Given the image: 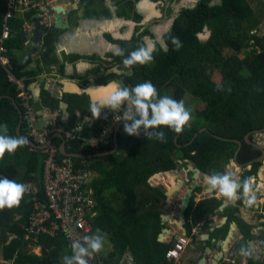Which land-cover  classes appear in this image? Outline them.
<instances>
[{
    "label": "trees",
    "instance_id": "16d2710c",
    "mask_svg": "<svg viewBox=\"0 0 264 264\" xmlns=\"http://www.w3.org/2000/svg\"><path fill=\"white\" fill-rule=\"evenodd\" d=\"M213 1L200 0L193 9L182 10L164 36L168 52L156 50L153 53L152 68H145V65L131 67L136 70L135 74L124 78V83L130 88L150 81L160 96L171 94L177 101L189 94L192 100L202 105V109L195 112L196 119L184 127L176 144L174 139L177 133L167 128L162 129L166 143L147 137L142 139L144 134L130 137L122 129L117 138L118 152H123L120 160H115L114 154L85 161L95 175L93 183L89 185L95 200L92 208L95 216L90 221L91 235L96 234L97 229L104 234L103 248L96 253L99 264H121L125 258H132L135 264H160L164 261L168 247L159 244L157 238L162 231L159 209L165 197L163 190L151 189L148 181L156 174L175 171L178 167L177 154L183 153L184 158L194 163L203 173H207L205 169L211 164L219 167L223 159L224 163L231 160L237 150L234 143L216 138L241 143L236 157L240 166H246L261 156L255 148L244 143V138L264 129V0L257 1V10L246 0H219L217 4ZM5 13L6 4L0 0V38L2 28L7 24L2 20ZM20 14L16 13L17 16L9 21V28L15 37L4 43L6 53L0 55L8 61L6 66L0 62V124L8 125V134L11 136H17L15 130L19 122L12 102L20 110L21 103L16 87L9 82L8 76L22 81L28 88L44 69L56 66L63 72L54 54L56 30L51 29L44 36L39 63L35 69H27V63H21L12 55L14 49L28 51L29 55L33 50H26L19 33L24 23L34 28L36 12L30 9L23 16ZM261 24L263 32L258 35V26ZM205 30L209 35L206 41L201 42L198 35L204 34ZM174 38L181 45L179 50L173 43ZM135 49L132 46L131 50ZM138 66H142L141 71ZM57 102L48 93L41 98L42 106L50 111L59 109ZM62 103H65L63 99ZM103 124L95 122L93 132L85 131L81 137L90 138ZM202 129H207V132L199 134L189 144ZM20 137L28 139L24 124L21 125ZM81 137L77 136L78 141L66 143L69 154L91 156L113 150V146H110L93 151L83 146ZM249 141L252 142L253 137H249ZM59 143L55 141V144ZM29 150V146L24 145L14 154L6 153L0 159V175L18 183L32 178L38 181L42 174V157ZM258 167L259 164H254L250 171L245 170L239 181L242 183L252 178ZM142 192L144 204L139 201ZM220 205L221 202L214 198L197 206L191 202L185 218L194 227L209 223V216ZM141 206L142 211H139ZM227 210L230 214L236 213L231 207ZM28 215L29 206L24 198L19 207L0 211V250L4 262L63 264V255L71 254V249L61 236L40 239L43 255L41 258L30 255L24 234ZM185 229L189 235L191 229L188 223ZM226 233L225 225L215 230L212 238L224 240ZM13 237L16 238L7 245ZM115 240L119 241V250L108 252L106 241L112 245Z\"/></svg>",
    "mask_w": 264,
    "mask_h": 264
},
{
    "label": "crops",
    "instance_id": "0c3cea01",
    "mask_svg": "<svg viewBox=\"0 0 264 264\" xmlns=\"http://www.w3.org/2000/svg\"><path fill=\"white\" fill-rule=\"evenodd\" d=\"M37 1L38 2H35V6L40 4L38 9L35 10L36 15L34 18L36 20L43 17L45 7L48 6V2L52 0ZM104 1L105 11L103 10L98 13L91 9L92 4L89 3V0H82L84 4L83 9L78 8L81 0H62L57 5L65 11V16H62L63 23L66 22L69 25L67 31L56 32V42L54 45L55 59L59 66H62L63 72L61 73L56 66L51 67L54 68L52 69L54 72H45L48 70L44 69L43 73L35 79V82L28 86L27 90L31 98L30 105L39 115L40 122L48 121V114L52 112L42 106L41 98L45 93H48L53 86H57L60 92L56 90L55 92L48 93V95L50 98L59 102V104L57 102V105L62 112L60 122L65 125L66 130H70L74 128V126H81L84 129V133L85 131L93 132V125L96 120H98L92 118L90 104L93 101L87 96L86 91L89 92L94 88H101L99 91L102 92L107 91L109 94L102 93L104 98H98L103 102L114 91L111 87L113 82L119 84L121 87L130 88V86L124 83V78L133 76L136 70L134 68H125L122 59L114 55L111 49L113 47L121 49L123 43L131 40L132 33L135 30L133 28L134 24H132L133 16L131 13L125 12L124 20L128 22L122 24L121 22H123V20H120V18L123 15H120L113 7L109 6L112 0ZM48 7L52 8L54 6ZM152 12L153 9H151V13ZM152 15H154V13H152L151 16ZM24 25H26V23H24ZM33 30V26L29 24V26H26L21 31H23L25 37H27L28 33L33 35ZM12 35L11 38H14V33H12ZM24 46L26 50L30 49L27 44H24ZM4 50L6 52L5 48ZM11 53L21 63H27V69H35L37 63H39V56H37L36 59L33 56L30 57L28 51L14 49ZM3 59L7 65V59L4 57ZM3 64L4 63H2V65ZM51 68L49 70H51ZM49 79L53 80L55 84H52ZM62 99L65 103H62ZM26 133L28 136L27 131ZM253 142L255 144H260V142L264 144L262 135L259 137L253 136ZM110 146H113V143L108 147ZM177 155V169L172 172L152 176L148 181L149 187L153 190L161 189L164 194L167 190H174L177 188V190H181L183 194H185L187 188H180V183L188 180L189 184L200 185V188L191 200L196 206L212 198L221 202L218 210L209 216V223L200 224L203 225V227H201L200 237L186 249L181 257V264H198V261L204 254V244H206V248L210 249L209 253L206 255L205 264H212L214 257L221 251L220 243L223 241L220 239L214 240L212 235L215 230L225 225L227 226V233L230 226H234V229L229 245L226 246L225 252L222 253L223 259L221 262L225 261L226 264H264V262H259V254L264 251V219L259 215V210L264 209V173H262L264 164H260L263 168L260 170L258 169L253 176L250 191L252 194L245 193L247 198H241L240 194L244 192L242 189V193H238L239 199L235 202L226 203L224 198L218 193H209L207 191L205 175H211L214 172L224 173L227 171L233 174L239 181L243 172L241 173L238 168L232 164V159L225 163L223 162L224 159L223 161L221 160L222 163H219V167H215L211 164L210 167L205 169L207 173H203L194 163L186 160L183 153ZM194 170H197L196 174L193 172ZM255 176L256 178H254ZM192 179L195 180L192 181ZM19 183H22V181ZM142 194L143 192L139 195L140 198H142ZM250 196L255 197V201L251 205L246 202ZM260 197H262V199H259ZM164 201L165 200L161 202L159 211L160 217L165 216L166 219H168V224L164 229L169 230V234H165L164 242L162 243L167 245L166 240L169 239L173 242L175 237L179 236L178 229H176L172 223L179 218L180 203L178 198L174 199L172 204L166 208ZM222 205L223 207L221 208ZM228 207L235 209L236 213L230 214L228 212L229 210H227ZM139 211H142V206ZM229 216L232 217L231 220H229ZM242 218L245 220L244 224L240 222ZM187 223L190 226L192 225L191 222L186 220V224ZM235 223L238 225V230L235 227ZM26 244L30 249V255L41 258L43 255L42 248L38 245H34L32 242L27 241ZM108 245V252L114 251L113 244L110 245L108 243ZM242 249H244L248 255H242Z\"/></svg>",
    "mask_w": 264,
    "mask_h": 264
},
{
    "label": "built area",
    "instance_id": "2783aa9c",
    "mask_svg": "<svg viewBox=\"0 0 264 264\" xmlns=\"http://www.w3.org/2000/svg\"><path fill=\"white\" fill-rule=\"evenodd\" d=\"M5 1L7 7L4 17L5 23L15 13L24 14L30 12V9L37 10L39 7V4L35 6V3L28 0ZM7 33L8 29L4 28L3 35H7ZM3 53H5L3 40H0V55ZM0 62L1 64L4 63V66L6 65L2 57H0ZM8 80L16 87L21 103L22 123L28 132V139L35 146V148L29 147V151L42 157L40 179L37 181L32 178L22 182L28 187L24 199L29 206V215L24 232L25 240L42 248L39 244L40 239H52L61 236L67 244L71 245L74 240L91 235L90 221L95 216L92 212L95 200L89 185L93 183L95 175L88 169V164L85 161L78 160L80 163H77L74 159L60 155L59 146L61 142L57 136L63 137L65 143H72L79 140L77 136L81 137L84 129L81 126H74V128L66 130L65 125L60 122L62 112L58 109L48 114L49 118L48 121H45V127L39 130L37 125L40 122V117L30 105L31 98L27 91L28 88L22 81H17L10 75ZM56 90L60 92L57 86H53L48 93ZM110 111L103 112L101 119L105 124L97 133H92L90 138L81 137L80 141L83 146L98 151L100 148H108L113 143L114 128L116 124L123 122L120 121L123 109L114 113ZM262 139L264 141V134ZM56 140L60 143L55 144ZM260 144L263 143L260 142ZM249 194L251 195L252 192ZM259 215L264 219V209L259 210ZM201 227L203 225L200 224L195 227L190 226L189 235H182L178 230L179 236L176 241L166 240L168 249L164 254V261L160 264H181L180 260L186 249L199 239ZM88 262L99 264L96 254L90 256ZM259 262H264V251L259 254ZM121 264L135 263L132 258H125Z\"/></svg>",
    "mask_w": 264,
    "mask_h": 264
},
{
    "label": "clouds",
    "instance_id": "9594fccd",
    "mask_svg": "<svg viewBox=\"0 0 264 264\" xmlns=\"http://www.w3.org/2000/svg\"><path fill=\"white\" fill-rule=\"evenodd\" d=\"M2 1L6 4L5 0ZM15 16H17L16 13L6 22L7 27L2 28L0 40H3V45L12 39L13 35L9 28V21ZM4 17L5 15L3 16V21ZM26 26H29V24L26 23L23 28ZM4 28L8 29L7 35H3ZM173 43L179 50L181 45L178 39L174 38ZM111 51L114 55L125 56L124 51L118 47H113ZM152 60V46L139 47L125 56L123 65L125 68L130 69L135 65H145ZM111 87L114 91L103 102H91L90 113L93 119H98L96 122L103 124L101 119L103 112L111 110L110 112L114 113L123 109L120 118V121L123 122L116 124V126L124 124L122 129L130 137L144 134L147 139H155L161 143H166L165 132L162 129L167 128L179 134L192 119L191 111L185 106L183 100L177 101L168 95L160 96L156 87L150 81L139 83L131 88L121 87L113 82ZM200 106L202 107V105ZM146 137L141 138L144 139ZM27 143L28 141L25 137L9 135L7 124H0V159H3L6 153L9 155L14 154ZM205 181L207 191L209 193H218L224 198L226 203L235 202L239 199L238 193L241 188H243L244 193H249L252 185V178H248L241 183L233 174L227 171L205 175ZM27 191L28 187L25 184L7 178H0V211L19 207ZM254 201L255 197L250 196L246 202L251 205ZM103 245L104 234L97 229L96 234L86 235L71 243V255L63 256V264H88V258L93 254L99 253ZM241 254L248 255L244 249L241 250ZM221 263L226 264L225 261Z\"/></svg>",
    "mask_w": 264,
    "mask_h": 264
},
{
    "label": "water",
    "instance_id": "95a60500",
    "mask_svg": "<svg viewBox=\"0 0 264 264\" xmlns=\"http://www.w3.org/2000/svg\"><path fill=\"white\" fill-rule=\"evenodd\" d=\"M45 5V4H43ZM52 16V19H50V17ZM62 16H65V11L60 8V7H52L49 8L48 6L45 7V13L43 14V17L39 18L38 20H35L33 22L34 24V30H33V35H31L30 33H28L27 38L25 37V34L23 31H21V33L19 34L22 44H27L30 48H32L33 50H31L30 55L35 57V59L37 58V56H39V52H41L42 48H43V38L46 35L47 31L53 29V31L58 30L61 32L67 31L69 29V25L68 23H63L62 21ZM209 34H206V37ZM54 36V33H53ZM202 36V35H200ZM204 35L202 37H199V39H201V41L203 39L206 38ZM99 89L101 88H94L92 90H90L89 92L86 91L87 96L95 102H102L99 98V95L104 93V94H109L107 91L102 92L99 91ZM2 98H0L1 100ZM14 109L16 110V112L18 113L19 116V122L16 128V135L17 137H20V129H21V125H22V112L19 108V106L15 103L12 102ZM124 124H119L115 127L114 129V138H113V150L111 152L108 153H101L98 155H83V154H69L66 150V143L63 139V137L61 136H57V139L61 142L60 146H59V153L61 156L66 157V158H71L74 160H81V161H88V160H92V159H99V158H105L108 156H113L114 154H116L118 152V145H117V138H118V133L119 131L123 128ZM207 129H202L198 132V134H196L191 142L193 143L195 141V139L198 137L199 134L202 133H206ZM264 134V129L260 130V131H255L253 133L248 134L245 138H244V143L246 145L252 146L253 148H255L258 152L261 153V156L255 160L252 163H249L246 166H240L237 164L236 162V156L241 148V143L237 142V141H228V140H224L221 138H216L218 140L224 141V142H230V143H234L237 146V150L234 153V156L232 158V164L238 168V170L242 173L244 172L246 169V171H250L252 166L254 164H264V144H255L253 141H249V137H259L261 135ZM181 133L177 134V136L174 139V142L176 144L177 139L180 137ZM146 137V136H144ZM27 139V138H26ZM28 143L26 144L27 146H29L30 148H35L34 144L27 139ZM52 142V140L50 141V143ZM195 174L197 173V170L193 171ZM0 178H5L4 176L0 175ZM256 178V176L254 177ZM195 179H192V181ZM252 181H253V177H252ZM180 188L184 187L187 188V191L185 192V194H183V192L181 190H177V188H175L174 190H167L164 194L165 197V206L166 208L172 204V201L174 199H179V218L177 219V221L173 222L172 225L175 226L176 229H178L180 231V233L183 235H187L186 229H185V224H186V220H185V213L187 212L189 205L191 203V200L193 199V196L195 195V193L198 191V189L200 188L199 184H189V181H183L180 184ZM177 190V191H176ZM242 193V192H241ZM241 198H247L245 193L243 192V194H240ZM223 207V205L221 206V208ZM240 216V215H239ZM161 220V226L163 227V230L161 231L160 235L157 238V242L159 244H162L164 242V236L165 234H169V230L164 229V227L168 224V219H166L165 216H161L160 217ZM242 224H244L245 220L242 218ZM235 227L238 230V225L235 223ZM234 229V226H230L229 227V231L226 235V237L224 238L223 241H221L220 243V252L214 257L212 264H220L222 261V256H223V252H225L226 250V246L229 245V242L231 240L232 237V231ZM178 237V236H177ZM177 237H175L174 241L177 240ZM15 239V237H13L12 239H10V241L8 242L7 245H10V243ZM206 244H204V254L201 257V259L198 261V264H205L206 263V255L209 253L210 249L205 247ZM119 241L115 240L113 242V250L116 252L119 249Z\"/></svg>",
    "mask_w": 264,
    "mask_h": 264
},
{
    "label": "flooded vegetation",
    "instance_id": "af4514ba",
    "mask_svg": "<svg viewBox=\"0 0 264 264\" xmlns=\"http://www.w3.org/2000/svg\"><path fill=\"white\" fill-rule=\"evenodd\" d=\"M60 1H62V0H52L51 2H49V6L56 7ZM183 1L184 2L182 4L176 3V0H112V1H110L109 6L113 7L116 10V12H119L120 15H123L120 18V20H123V22H121L122 24H124V22L125 23L128 22L127 20H124V18H125L124 13L125 12H129L133 16L132 24H134L133 28L135 30L132 33L131 40L129 42L123 43V45L121 47V49L124 51L125 55H127L129 52L132 51L131 50L132 46L134 48L147 47V44H148V43H146L147 38L151 37V36H153V40H154V43L152 44L153 53L156 52V50H162L163 52H168V47H167L166 41L164 39L165 38L164 36L169 32L174 21L176 20V18L178 17V15L181 13L182 10L193 9L200 2V0H183ZM180 2H181V0H180ZM213 2L215 4H217L218 0H214ZM89 3L93 4L94 6H101L100 11H103V10L105 11V9H104L105 8L104 7L105 1L104 0H89ZM78 5H79V3H78ZM57 7H60V6H57ZM82 7H84V6H83V2L81 0L78 8L81 9ZM152 7H154V8L156 7L158 9V13L154 14L153 17L145 19L142 16L143 10L146 12H149V16H151V14L154 13V12L151 13ZM91 9L94 10L93 7H91ZM176 13H177V16H176ZM171 14H173V17L170 18L171 23L169 24L167 22L163 26L162 33L160 34V36H158L154 31L148 30V24L147 23L152 21V23L156 24L157 22L163 20L166 17L169 19ZM159 19H161V20H159ZM56 32H60V31L56 30ZM142 34L144 36V39L142 37L139 38V35H142ZM206 34H208L207 30L204 31V34H200V35L206 36ZM200 35H198V39H199V37H202ZM199 41H201V39H199ZM201 42H204V41H201ZM128 50H130V51H128ZM119 57L122 59V61L124 60V56H119ZM52 69H54V68H51V70H48L45 72H50V71L54 72V70H52ZM49 80L52 84H55V82L53 80H51V79H49Z\"/></svg>",
    "mask_w": 264,
    "mask_h": 264
},
{
    "label": "rangeland",
    "instance_id": "374dc122",
    "mask_svg": "<svg viewBox=\"0 0 264 264\" xmlns=\"http://www.w3.org/2000/svg\"><path fill=\"white\" fill-rule=\"evenodd\" d=\"M249 4H251V7L253 8V9H256L257 10V7H256V4H257V1L258 0H246ZM184 1L183 0H181V2H180V0H176V3H180V4H182ZM218 3H219V0H218ZM92 7L94 8V10L98 13V12H100V9H101V6H94L93 4H92ZM81 9H83V7L81 8ZM152 9H153V12H154V14H157L158 13V9L155 7H152ZM260 11V10H259ZM142 16L145 18V19H148V18H150V17H153L154 15H152V16H149V12H146V11H144L143 10V14H142ZM175 16V15H174ZM176 16H177V13H176ZM173 17V14H171V16L169 17V19L166 17V18H164L163 20H161V19H159V20H161V21H159V22H157L156 24H154V23H152V21L151 22H149V23H147L148 24V30H152V31H154L158 36H160V34L162 33V28H163V26L168 22L169 24L171 23V19L170 18H172ZM91 18H93V17H91ZM149 32V31H148ZM263 32V24H261V25H259L258 26V35H261V33ZM143 38L144 39V36H143V34L142 35H139V38ZM206 37V36H205ZM207 39L205 38V39H203L202 41H206ZM146 43H148L147 44V47L148 46H152V44L154 43V40H153V37H148L147 38V42ZM137 66V65H136ZM152 68L153 67V62H149V63H147V64H145V68ZM138 70L139 71H141L142 70V66H138ZM139 71L137 72V73H139ZM168 96H170L171 97V94H168ZM183 102H184V104H185V106L191 111V114H192V121H194L195 119H196V117H195V112H196V110H201L202 109V107L200 106L201 105V103L200 102H198V101H196V100H192L191 98H190V96H189V94H187V95H185V97L183 98ZM190 120V121H191ZM45 121L44 122H40L38 125H37V128L39 129V130H42L44 127H45ZM192 124V123H191ZM199 124L201 125V122H199ZM259 144V143H258ZM123 157V152L121 151V152H118L117 154H116V156H115V160H120L121 158ZM86 164H87V162H86ZM263 167H262V165H259V167H258V169L260 170V169H262ZM257 169V170H258ZM262 173H264V168L262 169ZM259 174H260V172H259ZM136 191V190H135ZM136 193H138L137 191H136ZM139 201H140V203H143V198H140L139 197ZM264 237V236H263ZM108 243L109 242H107L106 241V244H105V248L108 250L109 249V245H108ZM65 255H71L70 253H66V254H64L63 256H65ZM0 264H11L10 262L8 263V262H4V260H3V257H2V253H1V250H0Z\"/></svg>",
    "mask_w": 264,
    "mask_h": 264
},
{
    "label": "bare ground",
    "instance_id": "6f19581e",
    "mask_svg": "<svg viewBox=\"0 0 264 264\" xmlns=\"http://www.w3.org/2000/svg\"><path fill=\"white\" fill-rule=\"evenodd\" d=\"M99 97H100V98H104V97H103V94H100Z\"/></svg>",
    "mask_w": 264,
    "mask_h": 264
}]
</instances>
